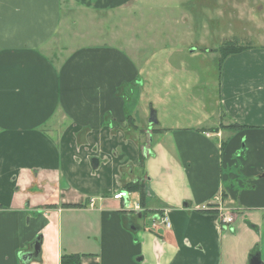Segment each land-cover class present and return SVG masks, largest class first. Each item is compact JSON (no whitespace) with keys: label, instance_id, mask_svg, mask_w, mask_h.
I'll list each match as a JSON object with an SVG mask.
<instances>
[{"label":"crops","instance_id":"obj_1","mask_svg":"<svg viewBox=\"0 0 264 264\" xmlns=\"http://www.w3.org/2000/svg\"><path fill=\"white\" fill-rule=\"evenodd\" d=\"M133 1L0 0V264H264V47L219 100L187 61L73 47L71 15Z\"/></svg>","mask_w":264,"mask_h":264},{"label":"rangeland","instance_id":"obj_2","mask_svg":"<svg viewBox=\"0 0 264 264\" xmlns=\"http://www.w3.org/2000/svg\"><path fill=\"white\" fill-rule=\"evenodd\" d=\"M73 22L78 26L68 32V39L74 48L117 45L142 66L156 55H166L174 69L182 60L187 61L184 66L193 68L201 83L191 90L192 95L208 92H200L204 100H219L216 48L229 40L252 45L251 49L264 47V0H134L120 10L95 15L81 11L78 18L71 15L69 23ZM236 62L234 74H238L240 64ZM174 118L172 113L168 120Z\"/></svg>","mask_w":264,"mask_h":264},{"label":"trees","instance_id":"obj_3","mask_svg":"<svg viewBox=\"0 0 264 264\" xmlns=\"http://www.w3.org/2000/svg\"><path fill=\"white\" fill-rule=\"evenodd\" d=\"M252 45H241L238 44L237 42L234 41H228L225 42L224 44H222L220 47L216 48L215 51L219 52V59H218V64H219V69H221L224 61L226 60V58L228 56H232V55H236V54H240L242 52H244L245 50L251 49ZM232 126H236V125H231ZM144 159L145 156L141 155V159H140V163L141 165L144 164ZM126 188L129 190H142V194L144 196V186L141 185L138 182H133V183H129L128 185H126ZM71 206L73 207H77L80 206V204H71ZM80 255L79 254H64L62 256V262L64 264H80Z\"/></svg>","mask_w":264,"mask_h":264},{"label":"built area","instance_id":"obj_4","mask_svg":"<svg viewBox=\"0 0 264 264\" xmlns=\"http://www.w3.org/2000/svg\"><path fill=\"white\" fill-rule=\"evenodd\" d=\"M128 195H129V191H127V190H120V191H118L115 195H114V198H116V199H121V198H125V197H128ZM94 201H91V203H93ZM136 206H139V204H136ZM213 206V203L212 202H209V203H207V204H205L204 206H203V208L205 209V210H207V209H209L210 207H212ZM233 216L231 215V214H227V213H225L223 216H222V222H223V224L225 225V224H230V223H232L233 222ZM163 222L165 223V225H167L168 227L170 226V221H169V218H168V216L166 215V216H164V219H163Z\"/></svg>","mask_w":264,"mask_h":264},{"label":"water","instance_id":"obj_5","mask_svg":"<svg viewBox=\"0 0 264 264\" xmlns=\"http://www.w3.org/2000/svg\"><path fill=\"white\" fill-rule=\"evenodd\" d=\"M39 251H40V239L38 238L34 243V251L23 255V260L25 262L30 261L31 259L39 255ZM250 264H262L260 254L252 256Z\"/></svg>","mask_w":264,"mask_h":264}]
</instances>
